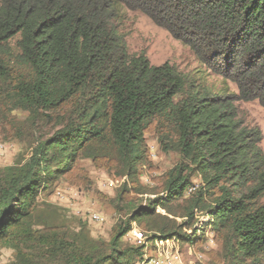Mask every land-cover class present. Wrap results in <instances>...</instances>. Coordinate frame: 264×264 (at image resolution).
I'll return each instance as SVG.
<instances>
[{
    "label": "trees",
    "instance_id": "1",
    "mask_svg": "<svg viewBox=\"0 0 264 264\" xmlns=\"http://www.w3.org/2000/svg\"><path fill=\"white\" fill-rule=\"evenodd\" d=\"M127 12L187 46L238 97L200 93L175 66L129 54L118 32ZM235 98L264 108V0H0V120L2 111H17L33 127L57 126L28 163L0 169V245L32 234L41 189L80 159L108 158L135 181L146 127L159 120L171 123L167 144L181 158L162 194L134 206L108 244L88 235L68 242L54 230L49 256L57 264H139L144 245L124 247L121 239L143 223L152 238L181 242L210 228L229 264H264L262 136L242 125ZM179 204L177 224L169 216L178 217ZM198 214L208 218L200 229Z\"/></svg>",
    "mask_w": 264,
    "mask_h": 264
},
{
    "label": "rangeland",
    "instance_id": "2",
    "mask_svg": "<svg viewBox=\"0 0 264 264\" xmlns=\"http://www.w3.org/2000/svg\"><path fill=\"white\" fill-rule=\"evenodd\" d=\"M118 32L124 36L129 54L143 53L153 66L166 62L175 66L195 91L238 97L232 82L201 64L187 46L174 40L167 31L154 25L140 12H127L118 26ZM233 104L242 125L260 131L262 140L259 146L264 153V108L256 100L235 98ZM2 112L5 115L0 120V169L16 163H28L32 150L40 140L49 138L57 130L54 123L46 125L40 122L35 127L31 126V123H27L25 112ZM172 128L168 121L152 120L147 125L144 133L146 159L138 166L135 181L119 176L116 162L108 158L80 159L68 174L41 189L37 213L33 218L37 225L27 237L0 245V264H57L49 256L54 251L49 239L54 230L60 233L59 238L63 237L68 242L88 235L108 244L114 226L120 221H127L134 206H143L154 195L162 194L167 172L181 161L180 156L170 151L167 144L172 136ZM136 181L146 194L137 193ZM192 183L197 187L200 179L193 176ZM179 205L181 207L173 210L177 216L183 212L182 204ZM157 212L164 214L159 209ZM93 214L100 215L103 222H92L90 215ZM196 216L195 224H198L204 216ZM169 217L177 224L183 222L180 216ZM135 224L144 234L145 241L149 242L145 257L151 256L154 250L151 243L155 239L152 237L156 234L146 231L143 223ZM182 233L191 235L189 231ZM200 233L202 231L196 232L192 242L174 239L179 248L181 264H229L221 240L210 228L203 231V236ZM121 244L124 247L134 246L131 236L127 234L121 239Z\"/></svg>",
    "mask_w": 264,
    "mask_h": 264
},
{
    "label": "built area",
    "instance_id": "3",
    "mask_svg": "<svg viewBox=\"0 0 264 264\" xmlns=\"http://www.w3.org/2000/svg\"><path fill=\"white\" fill-rule=\"evenodd\" d=\"M194 190V187L188 189V194ZM91 221L94 223H102L103 218L98 214L90 215ZM208 218H202L198 224L195 225L198 229L203 227V224L207 222ZM127 235H130L132 238V244L135 246L144 245V251L148 250L149 242L145 241V236L140 231L136 224L131 225V229L128 231ZM174 239L168 240H153V254L151 256H146L139 264H181V258L179 254V248L175 243ZM146 252V251H145Z\"/></svg>",
    "mask_w": 264,
    "mask_h": 264
}]
</instances>
